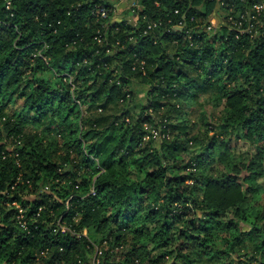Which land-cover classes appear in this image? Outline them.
<instances>
[{"label":"trees","instance_id":"obj_1","mask_svg":"<svg viewBox=\"0 0 264 264\" xmlns=\"http://www.w3.org/2000/svg\"><path fill=\"white\" fill-rule=\"evenodd\" d=\"M159 1L136 25L95 20L93 0L0 6V264H90L92 224L98 264H264L263 12L238 33L223 15L247 0L214 29V1ZM203 96L220 110L200 138ZM239 140L247 156L213 172Z\"/></svg>","mask_w":264,"mask_h":264},{"label":"built area","instance_id":"obj_2","mask_svg":"<svg viewBox=\"0 0 264 264\" xmlns=\"http://www.w3.org/2000/svg\"><path fill=\"white\" fill-rule=\"evenodd\" d=\"M94 3L90 6L89 12L92 16H94L95 20H108L109 22L120 21L122 19H126L127 22L136 25L139 20V15L141 11L144 9L143 0H93ZM214 1L215 8L211 13L209 25L207 29H214L221 23V15L224 13L222 10L223 7H226V0H210ZM243 2L245 0H239ZM13 0H0V6H2L5 10H9L12 6ZM159 0H155L154 4L159 5ZM249 3V4H248ZM80 2H77V6ZM233 4V3H231ZM233 8V5L231 6ZM229 9L231 13H224L223 16H227V21L229 28L240 32H248L254 34L257 31L258 21L260 17H262L263 12V20H264V0H247L246 6L241 9L233 10ZM235 11V12H234ZM174 13H178V9L174 11ZM142 20L145 17L141 16ZM160 24L159 21H151L146 24L144 31L152 30ZM183 22L179 21L175 24V28H182ZM101 34H97L94 39L96 42L101 43L102 38ZM151 135L154 139L160 140L163 138H168L169 134L167 132H161L158 129H152ZM20 215H18L19 223L22 227H25V221H21L23 216L22 209H19Z\"/></svg>","mask_w":264,"mask_h":264},{"label":"rangeland","instance_id":"obj_3","mask_svg":"<svg viewBox=\"0 0 264 264\" xmlns=\"http://www.w3.org/2000/svg\"><path fill=\"white\" fill-rule=\"evenodd\" d=\"M141 87V86H140ZM139 86H135V90L137 91V99H142L144 96V90H139L140 89ZM202 101L206 102V105L203 108H200V106L193 108L192 110L188 111L187 114V118L194 120L195 124H197V128H196V133L198 134V136L201 138H203L205 136V123L206 120L210 115H213V117H216L219 110H220V106L216 107L214 106L211 102H209L210 100L207 98V96H203L201 97ZM192 106V105H190ZM43 126L42 125H29L27 127L28 130H32V131H38L39 136L44 135V133H41ZM211 132L208 133V135H210ZM57 136H52V135H48L45 136L44 145H48V143H50V145L48 146V148L52 151H54V156L58 157L60 156L61 150L60 148H56L54 146V142H59L57 140ZM158 141V140H157ZM231 148L226 150V156H223V159H221V161H219L218 159H216L215 161L212 162V164L214 163V168H213V172L219 171L223 168V166H227L228 164H230V162H237L239 160V158L242 157H246L248 154V151H250L253 146L250 145L249 142H242V141H238V142H231ZM11 147V144H10ZM214 150L217 153V149L214 148ZM264 180V176L262 178L259 179ZM64 229V227H62ZM82 234H84V237L91 243L94 244V249L93 251H91V258L89 259L90 264H98L99 263V256L101 253V249L98 248L100 246H98V242L100 239L99 236V232L96 230V228L93 226V224L90 227H86L83 229ZM117 260V259H116ZM115 260V261H116Z\"/></svg>","mask_w":264,"mask_h":264}]
</instances>
